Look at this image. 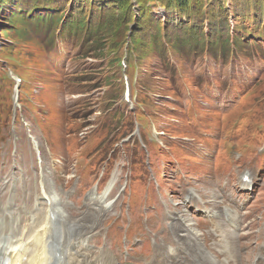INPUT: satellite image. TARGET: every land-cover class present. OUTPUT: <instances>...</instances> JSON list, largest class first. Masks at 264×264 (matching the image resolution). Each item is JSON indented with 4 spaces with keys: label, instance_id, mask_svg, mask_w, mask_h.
<instances>
[{
    "label": "rangeland",
    "instance_id": "374dc122",
    "mask_svg": "<svg viewBox=\"0 0 264 264\" xmlns=\"http://www.w3.org/2000/svg\"><path fill=\"white\" fill-rule=\"evenodd\" d=\"M112 1L0 6L4 172L31 171L21 184L29 178L28 191L41 202L32 215L58 196L63 242L85 243L65 264H103L104 255L110 264H211L203 233L246 223L242 243L257 250L264 240V0H187L190 16L169 0H145L155 23L126 17L127 1ZM56 11L63 21L80 13L81 33L101 19L116 27L82 45L83 35L71 38L59 25L47 35L28 28L36 15ZM131 18L143 21L137 34ZM213 23L222 26L221 44H213ZM192 24L204 39L188 50L176 41L191 37L182 28ZM10 69L22 78L18 102ZM52 174L57 192L51 179L41 186ZM6 192L16 194L12 180ZM7 204L10 229L31 221L21 220L12 199ZM246 252L243 258L255 255Z\"/></svg>",
    "mask_w": 264,
    "mask_h": 264
},
{
    "label": "bare ground",
    "instance_id": "6f19581e",
    "mask_svg": "<svg viewBox=\"0 0 264 264\" xmlns=\"http://www.w3.org/2000/svg\"><path fill=\"white\" fill-rule=\"evenodd\" d=\"M34 143L35 147L38 148L39 143L37 141ZM25 149L28 150L29 148L22 145L18 151L22 152ZM9 162L8 156L0 155V264L4 262V264H65L66 258L69 257L71 251L75 247H85V243L71 244L69 242H62L59 229L56 227V224L61 218V215H56V210L60 211L57 195L47 199L50 210L40 208L39 212L36 211L35 215H32V211L36 206L32 195L28 191L29 178L25 180L24 184H21L24 179L18 176L17 173H13V175L11 173L12 183H14L13 189L17 192V195L9 198L6 191L9 190L11 180H9L10 175L4 172ZM42 168L45 171L47 164L45 163V166H42ZM23 171L28 175L31 174L29 169H24ZM50 179L54 181L50 187L51 192H57L59 189V177L56 174H52L51 176L43 175L41 186L46 187ZM10 199L17 204L22 221L31 220L27 224L24 222V226H21L22 229L18 227L13 228L12 225L13 229L9 227L10 219L12 218H10V214L12 213L8 210L7 202ZM36 202H39V200ZM169 203H171L170 200ZM180 220L186 221V218L180 217ZM249 226L246 223L237 225L232 229L229 227H215L204 232L202 237L207 259L212 264H264V240L257 244V250L254 245H249V243L245 245L242 243V241L247 239L246 232ZM246 250V254L250 255L256 250L254 252L255 255L250 258H243L244 254L242 253ZM117 254H119L118 251ZM68 259L70 261L73 258ZM103 259V264H110L106 263L109 260L106 255H104ZM135 264L143 263L136 261Z\"/></svg>",
    "mask_w": 264,
    "mask_h": 264
},
{
    "label": "trees",
    "instance_id": "16d2710c",
    "mask_svg": "<svg viewBox=\"0 0 264 264\" xmlns=\"http://www.w3.org/2000/svg\"><path fill=\"white\" fill-rule=\"evenodd\" d=\"M9 0H0V6H5L8 3ZM100 2H104L107 5H110V7L113 6L112 4V0H99ZM127 1L126 5H129V8H126V10L124 11V13H126V17L130 16L133 18L137 17L138 14L140 15V17L142 16V18L144 20L147 21H151L152 23H155V19H152V13L151 15H147L148 12L150 11L151 6L148 4L147 1L145 0H124V2ZM169 2H174L175 3V7L177 8V11H179V13L184 16V15H188L190 16V11H189V5L187 3V0H169ZM203 3H201L202 5ZM119 6V5H118ZM140 7L141 9L137 10V14H135L134 9ZM125 8L124 5L119 6L117 8V10L119 9H123ZM255 10H257L259 7V5H254ZM220 11L222 10V8L219 9ZM66 11H63V13ZM15 13H18L17 11H13L10 15L14 16ZM62 13V14H63ZM106 16H109V13L106 14ZM72 20H64L62 19V15H58V11H56L55 15H36V19H34L32 22L28 23V28H30L31 30L40 33V32H44L46 35L48 34L49 31H54L55 30V25H59L58 27V31H63L67 36L69 37H81L83 35V39L81 40V42H78V44L82 45V43L87 42L85 40L86 36H90L92 38H94L95 41H97L98 39L100 40L101 37H103V34L106 32V28L108 30V28L110 29V31L113 30V28L116 27V25L114 23H106L107 21H102V19L100 21L97 22L96 28L91 30L90 28L86 29L85 32L81 33V30L85 29L87 27V24L85 23L84 20H81L80 18V13L72 15ZM130 19V22H128V24L130 25V29L132 27L133 29V34H137L136 31L139 30L140 26L143 27L144 24L142 23V19L140 20H135L134 19ZM190 18V17H189ZM262 20V19H259ZM126 25V28H128L127 23L124 22ZM212 26V25H211ZM197 25H190V27H183L182 28V32L185 36H191L190 38L185 37L182 39H177L176 43L179 46L182 47H187L188 50H194L196 45L198 46V40L199 38H203V36H200V32L197 30ZM19 28V27H18ZM10 29H14L13 27ZM10 29L6 30L4 32L5 35L9 34ZM160 29H162V27L157 26L156 30L160 31ZM212 30L214 31V34L216 35V38L213 40V44H217V42H220L219 44L222 43V39L219 35V33L222 31V26L219 28L217 24L213 23V28ZM16 32V31H15ZM218 36V37H217ZM157 41H155L156 44L161 43L162 41V37L160 35H158L157 37ZM206 40H208V37H205ZM204 39V38H203ZM89 42V41H88ZM208 43V42H207ZM189 45V46H188ZM243 46V45H242ZM241 46V47H242ZM248 46V45H247ZM225 47L224 46H220V56H223L225 54H227L225 51Z\"/></svg>",
    "mask_w": 264,
    "mask_h": 264
},
{
    "label": "snow or ice",
    "instance_id": "6c2138e0",
    "mask_svg": "<svg viewBox=\"0 0 264 264\" xmlns=\"http://www.w3.org/2000/svg\"><path fill=\"white\" fill-rule=\"evenodd\" d=\"M245 179H247V178L245 177Z\"/></svg>",
    "mask_w": 264,
    "mask_h": 264
}]
</instances>
